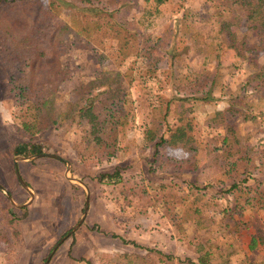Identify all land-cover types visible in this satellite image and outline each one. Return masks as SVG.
<instances>
[{
	"label": "rangeland",
	"instance_id": "obj_1",
	"mask_svg": "<svg viewBox=\"0 0 264 264\" xmlns=\"http://www.w3.org/2000/svg\"><path fill=\"white\" fill-rule=\"evenodd\" d=\"M129 1L144 24V34L152 35L156 41L163 37L167 42L151 60L131 55L121 65L118 47L111 38L89 49L68 46L70 51L63 58L64 63H70L75 76L87 80L106 69L134 67L129 77L132 81L127 83L134 116L122 135L119 151L110 158L82 159L75 146L80 129L65 126L48 129L39 136L43 154L51 155L30 160L15 155L16 145L25 140L18 126L21 113L9 91L8 72L0 59V184L17 204L27 203L18 207L0 190V228H7L9 221L14 220L20 231L15 238L13 229H8L10 244L0 242V264H119L117 255L122 252L145 257L141 264H150V261L152 264H200V255L207 251L211 252L215 264L264 263V210L233 211L232 197L223 194L220 187L212 188L215 170L206 149L208 140L220 131L210 122L215 111L227 107L233 97L246 98L255 119L245 120L243 114H231L230 120L247 135L243 153L252 157L248 170L264 184L261 156L264 78L251 80L256 69L239 58L224 37L220 38V83L210 92L211 99L193 96L185 101V106L191 108L199 145V166L193 171L179 168L180 159L189 156L187 152L167 146L157 151L154 144L147 143L145 131L162 115L166 103L178 94L176 78L189 72H202L205 68L216 72V62L205 58V39L209 41L216 34L213 18H210L212 5L208 0H170L161 6L157 15L146 19L145 1ZM183 5L191 10L192 24L203 36L192 31L177 32ZM64 18L69 22L68 14ZM171 48L180 55L175 66L171 55L167 54ZM157 57L164 58L155 65ZM257 59L264 71V45ZM59 98L63 109L66 99H73L69 87L63 88ZM174 104L178 103L171 102V108ZM175 115L172 111L170 121H174ZM17 169L31 187L34 198L20 182ZM117 169L129 177L143 175L151 191L167 185V190L179 189L182 195L190 193L186 203L198 196L203 216L178 227L181 224H174L161 204L151 206L146 198L133 193L125 198L105 176ZM87 199L89 208L85 220L72 231L84 215ZM227 206L231 209L228 213L224 210ZM253 238L257 240L255 248H251ZM149 249L160 250L172 258L158 262Z\"/></svg>",
	"mask_w": 264,
	"mask_h": 264
},
{
	"label": "trees",
	"instance_id": "obj_2",
	"mask_svg": "<svg viewBox=\"0 0 264 264\" xmlns=\"http://www.w3.org/2000/svg\"><path fill=\"white\" fill-rule=\"evenodd\" d=\"M144 1V17L148 19L157 15L161 6L170 0ZM208 1L212 5L210 18H213L216 34L209 41L204 38L207 46L205 58L216 62V72L205 68L202 72H189L176 78L178 94L166 103L162 115L156 117L145 131L147 143L154 144L157 151L159 147L167 146L187 152L189 156L180 159L179 168L188 171L199 166V145L190 116L191 108L185 106V101L193 96L195 99H211L210 92L220 83V38L224 37L236 55L256 69L251 80L264 78L263 67L259 66L257 59L264 45V0ZM133 9L134 4L129 0H0V59L8 72L9 91L16 107L20 108L18 126L25 139L15 147V155L43 154L40 134L62 126L80 129L75 146L82 159L103 160L119 151L122 135L134 116L127 87L132 81L129 77L133 75L134 67L106 69L87 80L75 76L70 63H64L63 58L70 51L68 46L89 49L111 38L118 47L121 65L131 55L151 60L154 53L159 52V47H165L167 42L163 37L156 41L152 35L144 34V24ZM66 14L69 22L64 18ZM179 30L203 36L192 24L191 10L184 5L177 32ZM167 54L171 55L175 66L180 55L172 48ZM163 58L157 57L153 63L156 65ZM64 87H69L73 99H66L62 109L59 96ZM171 102L178 104L171 108ZM247 103L246 98L233 97L227 107L215 111L210 122L220 131L208 140L206 146L215 170L212 188L220 187L223 194L232 197L233 211L264 210L263 180L252 176L248 170L252 157L243 153L247 135H243L230 120L231 114H243L245 120H254ZM172 111L176 114L174 121H170ZM261 151L264 161V146ZM105 176L125 194V198L128 193H133L146 198L151 206L161 204L166 216L174 224H181L178 227L203 216L204 209L198 196L186 203V196L190 193L182 195L179 189L167 190V185H162L159 190L151 191L143 175L129 177L120 169ZM253 179L256 180L251 183ZM229 209L228 206L224 208L227 213L231 211ZM8 229H13L15 238L20 235L15 221L10 220L7 228H0V242L10 244ZM256 245L257 240L253 238L251 248ZM148 252L151 256L155 253L154 259L158 262L172 258L160 250L149 249ZM117 258L119 264H141L145 260L139 254L128 252L120 253ZM198 260L200 264H215L210 251L200 255Z\"/></svg>",
	"mask_w": 264,
	"mask_h": 264
},
{
	"label": "water",
	"instance_id": "obj_3",
	"mask_svg": "<svg viewBox=\"0 0 264 264\" xmlns=\"http://www.w3.org/2000/svg\"><path fill=\"white\" fill-rule=\"evenodd\" d=\"M41 155H51V154H49V153H46V154H38V155H32V156H29V157H25V156H20V158L21 159H24V160H30V159H34L35 157H37V156H41ZM17 172H18V170H17ZM19 179H20V182L22 183V185L25 187V189H27L28 191H29V193L31 194V197L32 198H34V193L32 192V189H31V187L29 186V185H27V183L23 180V178L19 175ZM77 181H79V182H81V183H83L81 180H77ZM1 186V185H0ZM2 189L5 191V193H6V195L10 198V200H11V202L14 204V205H16V206H18V207H23V206H25V205H27V203H24V204H17L15 201H14V199H13V197L10 195V193L7 191V190H5V188H3L2 187ZM88 208H89V201H88V199H87V202H86V205H85V211H84V215L82 216V218H81V220H80V222L73 228V230L72 231H75L82 223H83V221L85 220V217H86V215H87V212H88ZM70 234V233H69ZM63 240V239H62ZM62 240L58 243V245L62 242ZM57 245V246H58ZM56 246H55V248L53 249V252L52 253H54V251L56 250ZM50 257L51 256H49L48 257V260L50 259ZM48 262V261H47ZM47 264V263H46Z\"/></svg>",
	"mask_w": 264,
	"mask_h": 264
},
{
	"label": "crops",
	"instance_id": "obj_4",
	"mask_svg": "<svg viewBox=\"0 0 264 264\" xmlns=\"http://www.w3.org/2000/svg\"><path fill=\"white\" fill-rule=\"evenodd\" d=\"M20 143H21V142H20ZM17 145H18V144H17ZM17 145H16V146H17ZM14 152H15V150H14ZM20 156H22V155H20ZM25 157H29V156H25ZM22 160H24V159H22ZM17 170H18V169H17ZM17 174H18V176H19V170H18ZM0 185H1V184H0ZM2 187H3V186L1 185V186H0V190L4 191V190L2 189ZM3 188H5V187H3ZM5 190H6V188H5ZM4 192H5V191H4ZM16 227L19 228L17 224H16ZM9 238H10V236H9Z\"/></svg>",
	"mask_w": 264,
	"mask_h": 264
}]
</instances>
